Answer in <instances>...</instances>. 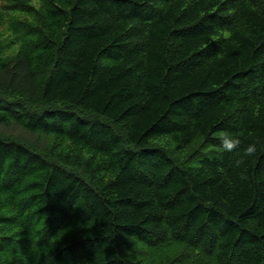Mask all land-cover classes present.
<instances>
[{"label":"trees","instance_id":"16d2710c","mask_svg":"<svg viewBox=\"0 0 264 264\" xmlns=\"http://www.w3.org/2000/svg\"><path fill=\"white\" fill-rule=\"evenodd\" d=\"M6 1L0 264H264V0Z\"/></svg>","mask_w":264,"mask_h":264},{"label":"rangeland","instance_id":"374dc122","mask_svg":"<svg viewBox=\"0 0 264 264\" xmlns=\"http://www.w3.org/2000/svg\"><path fill=\"white\" fill-rule=\"evenodd\" d=\"M8 1L6 0H0V7L7 5ZM33 3L38 7L40 6V2L37 0H33ZM8 12L5 13H1L2 15V20L1 22H3V24L0 26V32H1V38H0V42L1 45H5V43H10L12 42L13 39V35L11 34L10 30H9V22L10 19L16 18L18 17V15L16 14H9ZM12 18V19H13Z\"/></svg>","mask_w":264,"mask_h":264},{"label":"clouds","instance_id":"9594fccd","mask_svg":"<svg viewBox=\"0 0 264 264\" xmlns=\"http://www.w3.org/2000/svg\"><path fill=\"white\" fill-rule=\"evenodd\" d=\"M223 146H224V148H225L226 150L231 151V150H233V149L235 148L236 145H235L234 142H232V141H230V140H228V139H225V140L223 141ZM253 151H254V148H253V147H249V148L247 149V153H248V154H251Z\"/></svg>","mask_w":264,"mask_h":264}]
</instances>
